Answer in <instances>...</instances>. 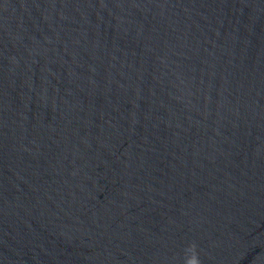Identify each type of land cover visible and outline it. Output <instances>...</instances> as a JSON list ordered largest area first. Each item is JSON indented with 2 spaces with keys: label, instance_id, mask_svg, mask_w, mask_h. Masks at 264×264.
Instances as JSON below:
<instances>
[{
  "label": "water",
  "instance_id": "95a60500",
  "mask_svg": "<svg viewBox=\"0 0 264 264\" xmlns=\"http://www.w3.org/2000/svg\"><path fill=\"white\" fill-rule=\"evenodd\" d=\"M264 264V0H0V264Z\"/></svg>",
  "mask_w": 264,
  "mask_h": 264
},
{
  "label": "clouds",
  "instance_id": "9594fccd",
  "mask_svg": "<svg viewBox=\"0 0 264 264\" xmlns=\"http://www.w3.org/2000/svg\"><path fill=\"white\" fill-rule=\"evenodd\" d=\"M184 264H201L195 243H191L185 250Z\"/></svg>",
  "mask_w": 264,
  "mask_h": 264
}]
</instances>
